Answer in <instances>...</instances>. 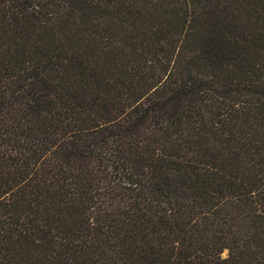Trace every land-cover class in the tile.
<instances>
[{
  "label": "trees",
  "instance_id": "trees-1",
  "mask_svg": "<svg viewBox=\"0 0 264 264\" xmlns=\"http://www.w3.org/2000/svg\"><path fill=\"white\" fill-rule=\"evenodd\" d=\"M0 264H264V0H0Z\"/></svg>",
  "mask_w": 264,
  "mask_h": 264
},
{
  "label": "rangeland",
  "instance_id": "rangeland-1",
  "mask_svg": "<svg viewBox=\"0 0 264 264\" xmlns=\"http://www.w3.org/2000/svg\"><path fill=\"white\" fill-rule=\"evenodd\" d=\"M224 256H226V253L224 254Z\"/></svg>",
  "mask_w": 264,
  "mask_h": 264
}]
</instances>
